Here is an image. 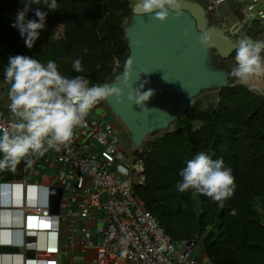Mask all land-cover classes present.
<instances>
[{"label": "trees", "instance_id": "trees-1", "mask_svg": "<svg viewBox=\"0 0 264 264\" xmlns=\"http://www.w3.org/2000/svg\"><path fill=\"white\" fill-rule=\"evenodd\" d=\"M23 2L0 0V85L9 89L4 68L15 55L53 60L63 75H81L91 84L110 83L122 73L130 54L125 22L133 15L132 0H57V10L49 12L31 49L11 27ZM37 7L47 11L42 4L32 5ZM28 18L37 19L34 11ZM58 25L63 27L60 38ZM76 59L83 72L74 71ZM211 62L215 66L214 57ZM218 98L208 108L193 102L172 131L136 150L144 181L134 193L173 241H196L211 264H264V96L230 84ZM106 106L104 100L94 109ZM202 152L223 158L235 177V191L223 206L194 190H177L180 171ZM26 169L22 161L15 172L0 171V182L19 181Z\"/></svg>", "mask_w": 264, "mask_h": 264}, {"label": "built area", "instance_id": "built-area-1", "mask_svg": "<svg viewBox=\"0 0 264 264\" xmlns=\"http://www.w3.org/2000/svg\"><path fill=\"white\" fill-rule=\"evenodd\" d=\"M225 2L206 0V9L217 15ZM244 16L250 19L246 11ZM97 110L74 130L70 143L46 152L23 179L0 182L7 186L0 188V247L19 249L0 253V264H75L76 253L83 258L78 264H211L196 255V241H173L136 198L144 165L112 123L94 117ZM12 123L9 108H0V129L11 130ZM34 177L40 181L32 182ZM52 188L63 190L58 215L51 212ZM122 230L131 233L123 245ZM28 251L35 252L33 258Z\"/></svg>", "mask_w": 264, "mask_h": 264}, {"label": "clouds", "instance_id": "clouds-1", "mask_svg": "<svg viewBox=\"0 0 264 264\" xmlns=\"http://www.w3.org/2000/svg\"><path fill=\"white\" fill-rule=\"evenodd\" d=\"M43 5L35 9L32 5ZM57 0H25L23 8L18 9L11 27L17 29L25 45L31 49L46 28L49 12L56 11ZM34 11L37 19H29L28 13ZM133 11L138 16L154 14L155 18L165 21L169 15L179 18L184 10L179 0H137ZM207 37L202 40L206 41ZM264 41L252 40L242 36L237 42L234 66L230 75L240 81L264 77ZM132 58L125 61V72L131 68ZM72 67L80 73L84 69L81 59L74 60ZM4 77L10 85L8 108L14 118L9 128L0 129V171L15 172L23 161L26 168H31L37 159L58 145H67L73 138L76 128L86 126V117L100 102L109 97H119L122 89L103 84H91L84 76L68 77L58 70L53 60L46 63L26 56H10L4 68ZM152 91L136 96L129 95V100L137 105L147 101ZM123 170V165L120 166ZM179 175V192L194 190L208 196L223 206L235 191V177L231 168L224 164L223 158L213 159L206 153H198L187 161ZM7 187L0 185V188ZM120 243L126 244L131 233L122 230Z\"/></svg>", "mask_w": 264, "mask_h": 264}, {"label": "water", "instance_id": "water-1", "mask_svg": "<svg viewBox=\"0 0 264 264\" xmlns=\"http://www.w3.org/2000/svg\"><path fill=\"white\" fill-rule=\"evenodd\" d=\"M179 2L184 14L179 18L170 14L165 21L156 19L154 14L138 16L133 11L131 23L125 29L128 58H132L133 64L127 73L124 68L109 83L121 88L122 93L105 102L138 148L150 134L167 130L185 116L201 91L229 86L228 72L212 65V57L216 54L221 59H229L242 36L233 41L225 24L209 25V13L200 2ZM255 17L251 15L252 19ZM203 37H207L206 41ZM149 90L153 94L147 101L137 105L129 100L130 94L135 97L137 92ZM62 197L61 188L51 189L53 214L60 213ZM18 252L17 248L0 247V253ZM34 255V251L27 253L29 258Z\"/></svg>", "mask_w": 264, "mask_h": 264}, {"label": "rangeland", "instance_id": "rangeland-1", "mask_svg": "<svg viewBox=\"0 0 264 264\" xmlns=\"http://www.w3.org/2000/svg\"><path fill=\"white\" fill-rule=\"evenodd\" d=\"M132 1H133V3L137 2V0H132ZM192 1L200 2L201 4H203V6L205 8L207 7L206 0H192ZM246 5L248 7L251 6V11L248 10ZM245 11H246V13L248 12L249 18H251V15L254 14L256 16L255 18L258 20L257 21L258 24L260 23L261 26L264 27V0H257L256 3L253 0H245L243 4L240 0H226V2L221 4V6L219 7L218 11L216 12L217 15L209 12V14H208L209 25L221 26L222 24H225L228 28V35L235 40L237 38V35H238V32L240 31V29L242 27H244V25L251 22L250 19H246V17L244 16ZM130 23H131V19L127 20L125 22V27L130 25ZM243 23H244V25H243ZM62 35H63V27L61 25H58L56 27V38H60ZM259 38L264 40V32L261 34V36ZM262 55H264V53H262ZM213 57L215 60V67L220 68V69H224L228 72V74H229V85L230 84H234V85L242 84V85H245L246 87H248L256 95L264 96V77L252 78V79L247 80V81H240V80H237L236 78L231 77L230 72H231V69L235 63V61H234L235 53L229 59H225V60L221 59L216 54H214ZM0 86L3 88L4 92H6L8 94L9 89L4 85H0ZM218 93H219V89L217 87L205 89V90L201 91L193 99V101L191 102V105L193 104V102L199 101L202 103L204 108H208L209 106L218 103V101H219ZM105 110L107 111V114L103 113V111L101 109L98 112H96L94 117L96 119H102V120H105L106 122L113 123L115 121L114 116H113L110 108L108 107V105L106 106ZM177 121L178 120L174 121L169 126V128L167 130L157 131V132L150 134L145 139L142 147H140L139 149L143 148V146L149 140L154 139L157 136H160L161 133H164L166 131H172L174 129ZM196 126H199V125L196 124ZM123 128H124V132L128 135V140H129V143L131 144L132 141L130 140L129 133L124 126H123ZM118 134H119V136H122V132H119ZM121 140H122V142L125 141V139L123 137L121 138ZM128 146H130V145L127 142L126 147H128ZM135 148H136V150H139L138 147H135ZM127 151H130L129 147H128ZM31 181L36 182V181H40V179L34 177L33 179H31ZM195 252H196V255L200 256V257L203 254L201 252L200 247H197Z\"/></svg>", "mask_w": 264, "mask_h": 264}, {"label": "crops", "instance_id": "crops-1", "mask_svg": "<svg viewBox=\"0 0 264 264\" xmlns=\"http://www.w3.org/2000/svg\"><path fill=\"white\" fill-rule=\"evenodd\" d=\"M9 103H10V100L8 98V94L6 92H4L3 88L0 86V108L4 109V110H8ZM98 111H99V109L97 110V112ZM102 111H103V113L107 114V111L105 109L102 108ZM114 120L115 121L112 124L115 126L118 133L122 132L121 138L123 137L128 142V144L130 145L128 147L130 148L131 152L135 151L136 146L133 144V142L131 144L129 143L128 135L124 132V128H123L122 124L119 121H117L116 118H114ZM126 141L123 142L125 145H126ZM5 220H7V219H5ZM13 221H14V223H18L20 221L19 215L14 216ZM92 256H93V250H90L88 252V255H87V260H90ZM200 258L203 260H208L206 254H204V253L202 254V256ZM82 260H83L82 256L79 255L78 253H76L74 255L75 264L82 262ZM12 264H22V262L19 260H15L14 262H12Z\"/></svg>", "mask_w": 264, "mask_h": 264}, {"label": "flooded vegetation", "instance_id": "flooded-vegetation-1", "mask_svg": "<svg viewBox=\"0 0 264 264\" xmlns=\"http://www.w3.org/2000/svg\"><path fill=\"white\" fill-rule=\"evenodd\" d=\"M251 22H249L248 24L244 25V27H242L240 29V31L238 32L237 38L233 41H236L239 37L241 36H249L254 40H262L259 37L261 36V34L264 32V27L261 26V24H258V20L256 18L252 19L250 18ZM264 41V40H262Z\"/></svg>", "mask_w": 264, "mask_h": 264}]
</instances>
